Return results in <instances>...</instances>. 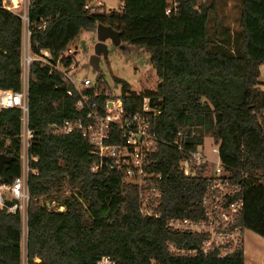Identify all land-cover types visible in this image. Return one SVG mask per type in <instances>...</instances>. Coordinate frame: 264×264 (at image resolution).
<instances>
[{"label": "trees", "instance_id": "trees-1", "mask_svg": "<svg viewBox=\"0 0 264 264\" xmlns=\"http://www.w3.org/2000/svg\"><path fill=\"white\" fill-rule=\"evenodd\" d=\"M1 1L0 89L18 91L23 23ZM89 1L31 0L30 50L47 49L56 59L82 30L102 23L117 30L123 44L149 53L153 88L133 91L124 79H114L127 113L138 111L143 97L159 111L152 118L159 142L145 166L161 174L155 180L162 192L154 206L158 217L140 212L136 186L124 182L119 170H92L98 156L79 132L56 131L64 119L80 116L76 98L66 94L72 86L60 71L32 62L28 123L34 138L28 154L36 160L30 159L34 172L27 180L26 264H97L103 256L115 264H244L242 243L224 257L216 249L205 254L198 250L204 235L171 231L166 220L203 216L206 179L184 175L178 161L209 133L222 165L242 184L236 225L243 235L247 229L264 238V0H239L233 40L226 27L220 30V0H120V9L103 6L99 12L86 7ZM60 61L68 66L73 59ZM94 99L102 105L103 99ZM20 114L18 108L0 109V153L15 157L0 170V184H10L21 170ZM178 132L180 149L173 142ZM21 234L20 210L0 209V264H21ZM169 244L186 251L171 252Z\"/></svg>", "mask_w": 264, "mask_h": 264}, {"label": "built area", "instance_id": "built-area-1", "mask_svg": "<svg viewBox=\"0 0 264 264\" xmlns=\"http://www.w3.org/2000/svg\"><path fill=\"white\" fill-rule=\"evenodd\" d=\"M2 0L1 7L17 14L13 9H19L22 23L27 24V31L22 32L21 55V87L20 90L0 89V109L13 107L20 109V173L10 184H0V209L6 207L14 212H23L29 201L27 186L30 171L28 148L34 138V131L28 123V84L30 64L37 62L41 66L60 71L72 88L66 90L68 96L76 98L74 107L80 113L76 119H64L56 127L60 134L79 132L93 147L98 161L92 170H119L122 180L136 186L140 212L144 215L158 217L154 206L161 198V188L156 184L161 178L160 173L146 172L145 166L149 154L155 152L159 139L153 130L152 118L159 111L149 104L148 97H143L141 108L134 113L124 110L120 89L117 93L108 86L104 79L92 80L88 76L76 77L74 62L68 66L61 63L62 57L72 56L76 51L67 48L58 58L54 59L47 49L34 53L30 50L28 29V9L31 0ZM86 7H89L87 4ZM169 10H166L168 12ZM45 22L42 23L44 27ZM103 99L102 105L99 100ZM173 141L180 149L179 137ZM178 169L193 177L203 176L206 179L204 194L201 202L203 216L201 219L170 217L166 220V227L171 231L190 232L204 235L199 247L202 253L216 249L220 257H224L236 250L243 241V228L236 225V221L243 210L242 184L234 174L226 169L219 157V148L211 143L209 148L205 144L198 145L178 161ZM242 176L245 174L242 173ZM3 192V193H2ZM8 193V196L6 195ZM5 199L11 200L10 207L5 206ZM171 252L184 254L186 250L168 245ZM196 249L187 253H195ZM97 264H115L107 256L101 257Z\"/></svg>", "mask_w": 264, "mask_h": 264}, {"label": "rangeland", "instance_id": "rangeland-1", "mask_svg": "<svg viewBox=\"0 0 264 264\" xmlns=\"http://www.w3.org/2000/svg\"><path fill=\"white\" fill-rule=\"evenodd\" d=\"M172 1V0H169ZM198 2H209V0H198ZM88 5L92 11H101L103 9H120V0H90ZM238 5L239 0H220L218 17L222 20V26L220 30L226 27L227 32L233 40L238 29ZM15 12H20L19 9H13ZM17 13V14H18ZM23 30L27 31V24H23ZM96 31L93 29L82 30L76 40L71 43L70 48L76 49L75 53L72 55V59L75 66V71H71L76 77L82 78L84 76L90 77L95 80L98 75H102L105 82L117 93L121 88V84L117 83L114 76L124 79L131 85V90L141 91L143 88H153L157 81L155 72L150 65L149 53L143 48L124 44V48L114 46L110 40H106L108 55L107 58L100 57L99 68L94 69L89 63V57L94 52V44L96 42ZM260 81L264 82V66L261 67ZM211 135L207 133L204 137V142L206 148L211 145ZM69 186L65 185V192H69ZM3 193V192H2ZM8 196V193H6ZM49 198L41 197V202H46ZM56 205L55 201H52L49 205L54 207ZM63 209V208H60ZM21 212L22 217V234H21V264H26L25 256V238H26V205L24 206L23 212ZM250 234L249 230L244 231V246L252 247L253 251L250 254V264H264V258L260 255H256V245L254 243H249L247 235ZM251 236V234H250ZM256 238V237H254ZM255 254V255H254ZM264 254V253H263ZM264 257V256H263ZM249 264V263H246Z\"/></svg>", "mask_w": 264, "mask_h": 264}, {"label": "water", "instance_id": "water-1", "mask_svg": "<svg viewBox=\"0 0 264 264\" xmlns=\"http://www.w3.org/2000/svg\"><path fill=\"white\" fill-rule=\"evenodd\" d=\"M95 31L97 40L94 44V52L89 57V63L94 69H98L100 57L102 56L103 58H107L108 55L107 44L105 43L106 40H110L114 46H118L120 48H124V44L121 42L120 33L110 25L97 23ZM52 128H54V126H52ZM14 159V156L0 153V170L3 165ZM4 204L5 206L10 207L12 205V201L5 199Z\"/></svg>", "mask_w": 264, "mask_h": 264}, {"label": "crops", "instance_id": "crops-1", "mask_svg": "<svg viewBox=\"0 0 264 264\" xmlns=\"http://www.w3.org/2000/svg\"><path fill=\"white\" fill-rule=\"evenodd\" d=\"M212 141V139H211ZM212 143V142H211ZM205 144V143H204ZM251 234V236H250ZM250 234L247 235V239L249 240V243H254L256 245V251H258V253H256V255H262L261 258H264V238L256 235L255 233L250 231ZM244 235H243V241H242V245H243V254H244V264L249 263L252 260L250 258V254L252 253L253 249L250 246V244L248 246H244V243L246 242L244 240ZM256 237V238H254ZM255 255V254H254Z\"/></svg>", "mask_w": 264, "mask_h": 264}, {"label": "bare ground", "instance_id": "bare-ground-1", "mask_svg": "<svg viewBox=\"0 0 264 264\" xmlns=\"http://www.w3.org/2000/svg\"><path fill=\"white\" fill-rule=\"evenodd\" d=\"M13 4H16V2L13 0Z\"/></svg>", "mask_w": 264, "mask_h": 264}]
</instances>
